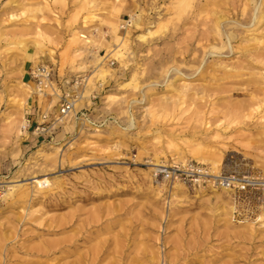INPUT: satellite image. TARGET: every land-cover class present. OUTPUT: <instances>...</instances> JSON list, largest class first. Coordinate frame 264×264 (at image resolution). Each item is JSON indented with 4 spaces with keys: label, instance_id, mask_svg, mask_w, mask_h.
<instances>
[{
    "label": "rangeland",
    "instance_id": "obj_1",
    "mask_svg": "<svg viewBox=\"0 0 264 264\" xmlns=\"http://www.w3.org/2000/svg\"><path fill=\"white\" fill-rule=\"evenodd\" d=\"M189 160L264 175V0H0V264H71L36 249L87 217L122 264H264L232 193L153 178Z\"/></svg>",
    "mask_w": 264,
    "mask_h": 264
},
{
    "label": "built area",
    "instance_id": "obj_2",
    "mask_svg": "<svg viewBox=\"0 0 264 264\" xmlns=\"http://www.w3.org/2000/svg\"><path fill=\"white\" fill-rule=\"evenodd\" d=\"M45 70H43L44 72ZM38 86L43 93L47 88V73L42 75ZM46 72V71H45ZM60 115H68L74 108L70 95L61 98ZM26 130V127H24ZM156 181L173 187L179 182L193 190L224 191L234 195V214L237 219L246 218L257 221L264 215V175H255L236 169L214 168L199 161H171L153 168ZM42 188H47L46 184ZM3 191L0 189V202Z\"/></svg>",
    "mask_w": 264,
    "mask_h": 264
},
{
    "label": "bare ground",
    "instance_id": "obj_3",
    "mask_svg": "<svg viewBox=\"0 0 264 264\" xmlns=\"http://www.w3.org/2000/svg\"><path fill=\"white\" fill-rule=\"evenodd\" d=\"M204 5L205 4L201 5L200 9H202L203 8L202 6H204ZM258 11H259V9H258ZM215 14H214V16H215ZM259 15H261V14H259ZM257 17L258 16H256V18ZM87 20H88V17H85L84 20H83L82 28L87 27V25H88L87 24V22H88ZM225 20H227V19H226V16L224 15L222 18L218 19L217 21L215 20V21L217 22L218 25H221L222 22L225 21ZM214 29L216 30V28H214ZM127 34H129V33H127ZM225 34H226V36L228 38V43H230L231 35L228 32H226ZM223 36H224V34H223ZM74 38L76 40H78V41L79 40H82V39H88V37L86 35L82 34V33L76 34L74 36ZM89 41H90V39L87 42H89ZM225 43H227V42H225ZM43 70H45V69H41L40 71L43 72ZM45 71L42 73V75H45L46 74ZM258 76H260V75H258ZM24 85H25L24 86L25 89L27 90V95H28V97H27V103H28V98H30V97H32L34 95L35 89L30 84H28V83L27 84L25 83ZM37 89H38V94L40 96L44 95L41 87H39L38 85H37ZM37 89H36V91H37ZM40 99H41V97H40ZM38 100H39V97H38ZM22 106H24V105H21V107ZM203 152H204V148L198 147V149H197L198 155L203 154ZM200 161H202V160H200ZM203 162L205 163L206 161H203ZM218 164L219 163H216V162L213 163L212 162V166L214 168L218 167ZM160 165H162V164H158L156 166H160ZM175 185L178 188H180V189H183V190L186 189V187L182 183L177 182V183H175ZM18 187L19 188L21 187V184L20 183L19 184L16 183V184L9 185L8 191H11V192L13 191V193H14V191L17 190L16 188H18ZM26 196H28L26 190H20L17 193V198H24ZM92 219L87 217L86 219L79 220L78 223L75 222V221H73V220H66V221L61 220L62 221L61 222V225L62 226H65L67 224H71V226H74L77 223V226L74 227L75 234L73 235V237L70 238V239H62V240H57V241H49L48 239H47L48 241H46L44 239L45 241L42 242L41 247H38L36 249V251H37L36 253H41L42 255H44L47 258H49L51 254H54L56 252L57 253H60L61 254L60 257H63V258L64 257H70V256H73V255H77V258L71 264H101L106 259H108V258L110 259L111 256H112L113 261L110 264H122V263H125V262H123V260L127 259L129 257V255H130V253H126L125 252L124 247L121 245V242L116 238V236L112 240L111 239H102V238H101L102 240L101 239L99 240V238L102 235V230L104 228L101 227V229H97L95 231H92L90 229L87 230V228L89 226L90 227L93 226L92 225L93 223L98 222V220H96V218L94 220H92ZM262 221H264V215L260 216L259 220H257L256 223L257 222H262ZM261 227H264V224ZM67 228H65V229H67ZM253 228H254L253 226L250 227L251 230H253ZM106 229H108V228H106ZM72 230H73V228H72ZM83 230H86L87 234L84 233L85 231H83ZM108 231H106V232H108ZM60 232L61 231H59V230H56V231H54V230H51L50 231L49 230L48 231V234H57V233H60ZM252 235H253V233H252ZM97 239H98V242L96 241ZM79 240L83 241L82 242L83 245L81 243L80 244L78 243ZM95 241H96V243H94ZM111 245H113L114 247L110 248ZM141 253L143 254L144 251L141 252ZM144 254H146V253H144ZM198 258L199 257L192 258V259L191 258L190 259H186L185 262H183V263L184 264H193ZM54 259H56V258H54ZM142 259L144 260L143 257L134 256V258L131 259V262L129 263V261H128V263L129 264H136V261L142 260ZM147 259H149V258H147ZM158 259H160V257ZM158 263H160V262H158ZM169 264H178V263H176L175 261H170Z\"/></svg>",
    "mask_w": 264,
    "mask_h": 264
}]
</instances>
